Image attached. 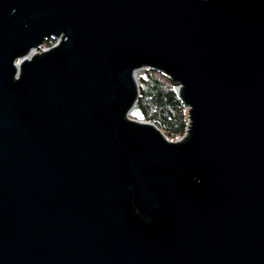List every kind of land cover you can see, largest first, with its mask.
Returning a JSON list of instances; mask_svg holds the SVG:
<instances>
[{"label":"water","instance_id":"1","mask_svg":"<svg viewBox=\"0 0 264 264\" xmlns=\"http://www.w3.org/2000/svg\"><path fill=\"white\" fill-rule=\"evenodd\" d=\"M0 264H264V0H0Z\"/></svg>","mask_w":264,"mask_h":264},{"label":"trees","instance_id":"2","mask_svg":"<svg viewBox=\"0 0 264 264\" xmlns=\"http://www.w3.org/2000/svg\"><path fill=\"white\" fill-rule=\"evenodd\" d=\"M55 38L45 39L41 46H49ZM138 78L140 96L138 105L147 120L158 125L170 139L184 135L188 126V106L175 90L179 82L165 79L154 68H145Z\"/></svg>","mask_w":264,"mask_h":264},{"label":"built area","instance_id":"3","mask_svg":"<svg viewBox=\"0 0 264 264\" xmlns=\"http://www.w3.org/2000/svg\"><path fill=\"white\" fill-rule=\"evenodd\" d=\"M41 49H42V46L40 47V50ZM158 71H159V74L161 76H163L165 79H172L171 76L168 73H166L165 71H163V70H158ZM180 86H181L180 83H178L177 85H175V90H176L177 93L179 92Z\"/></svg>","mask_w":264,"mask_h":264},{"label":"rangeland","instance_id":"4","mask_svg":"<svg viewBox=\"0 0 264 264\" xmlns=\"http://www.w3.org/2000/svg\"><path fill=\"white\" fill-rule=\"evenodd\" d=\"M145 73L144 69L142 70H139L138 73H137V77H141L143 74ZM181 137V136H180ZM171 140H176V139H171Z\"/></svg>","mask_w":264,"mask_h":264}]
</instances>
